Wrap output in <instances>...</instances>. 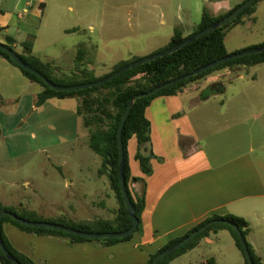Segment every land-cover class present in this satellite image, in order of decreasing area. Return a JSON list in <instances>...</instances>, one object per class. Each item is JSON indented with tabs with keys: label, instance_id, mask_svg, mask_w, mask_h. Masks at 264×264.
Here are the masks:
<instances>
[{
	"label": "crops",
	"instance_id": "0c3cea01",
	"mask_svg": "<svg viewBox=\"0 0 264 264\" xmlns=\"http://www.w3.org/2000/svg\"><path fill=\"white\" fill-rule=\"evenodd\" d=\"M205 1L212 4L211 0ZM242 1L229 2L221 9L215 1L212 9L207 10L218 15ZM46 6V0H0V42L12 45L21 53L20 42L32 39V53L56 67L51 73L53 77L62 79L73 72L79 74L80 70L86 69L80 64L92 60L91 55L97 45L90 40L72 37L79 29L77 26L57 27L53 22H46L41 31L38 18L43 16ZM256 9L255 6L252 14L244 16L241 22L234 25L258 19ZM176 27H172L169 39ZM181 30L183 35L189 34V31ZM58 32L67 34L70 40L68 47L55 55L50 51L42 54L35 50L37 40H54ZM6 36L13 40H7ZM262 42L264 37L243 41L238 45L240 47L234 49H228L226 43L225 46L227 51L236 52ZM81 43H84V48L77 63V49ZM66 50L65 56L63 52ZM65 59L66 67L59 65L58 62ZM249 74L246 65L225 67L188 83L176 94L156 95L147 104L144 113L150 122L154 154L150 174L141 171L135 158V136L127 143L130 174L142 178L130 183L132 195L136 192L143 195L142 232L107 244L100 239L73 240L59 234L37 233L6 220L2 223V231L8 242L34 264H146L149 254L157 251L170 238L185 234L189 228L210 216L234 214L248 221L246 240L264 264V178L257 167V161H261L253 155L255 149L251 132H247L248 140L245 136L241 140L239 137L227 140L219 137L229 129L219 127L222 125L219 117L226 125L244 123L247 117H241L242 113L251 110L250 103L256 94L264 93V87L252 84L257 81V75ZM248 83V87L243 86ZM218 87L222 88L221 91ZM228 87L237 88L236 96L243 91L244 98L229 105L228 101L220 99L219 104H215L212 100L218 98L220 92H227ZM41 89L39 83L27 78L18 67L0 56V157L16 159L44 154L56 158L90 157V152L64 148L79 138L81 118L76 111L78 98L53 97L35 106L36 94ZM204 90L208 92L204 94ZM245 93L250 95L245 96ZM245 142L249 143L248 148L241 146ZM258 147L262 149V143ZM257 156L263 157L264 153L259 151ZM100 164L97 165V175L108 181L106 174L98 173ZM63 179L62 183L59 180L48 182L53 191H44L40 185H34L37 195V190L41 188L37 203L17 201L20 210H32L45 220L114 218L117 200L114 193L103 191L109 204L103 198L88 203L82 201L80 204L84 213H80V208L75 205L69 206L67 212L61 207L58 192L61 187L70 188L73 180L67 176ZM12 183L5 178L0 181L7 187ZM23 184L27 186L29 181L25 180ZM90 190L87 187L78 196L86 199ZM0 203L14 208L15 201L0 193ZM88 205L97 207V210H89ZM244 261L243 253L230 231L218 228L210 230L195 246L176 255L168 264H244Z\"/></svg>",
	"mask_w": 264,
	"mask_h": 264
},
{
	"label": "trees",
	"instance_id": "16d2710c",
	"mask_svg": "<svg viewBox=\"0 0 264 264\" xmlns=\"http://www.w3.org/2000/svg\"><path fill=\"white\" fill-rule=\"evenodd\" d=\"M258 0H254L247 7H245L239 15L233 20L226 22L225 24L216 27L207 33L201 35L200 37L194 39L193 41L183 45L182 47L164 54L162 56L156 57L144 63L138 64L122 74L105 81L104 83L85 87L75 90H55L49 87L41 78L32 72L26 70L19 64H17L10 55L4 50L0 49V56L6 59L8 62L12 63L18 67L21 72L29 79L39 83L42 89L36 94L34 104L35 106H40L47 99L58 97H68L75 96L78 98V104L76 111L81 118L82 123L89 128V146L92 150L98 153L101 157V164L98 168L99 174H106L109 185L114 193V196L118 203V208L116 210V215L112 219H93L90 221H75L67 219L58 220H45L41 218L36 212L28 209H24L21 212L16 211L14 208L3 205L0 203V212L2 210H11L17 213L19 216L26 219L34 221H50L59 224H64L66 226L91 232H108V231H122L128 229L132 224V219L129 216L120 189L119 179H118V145H117V129L121 117L126 109L129 99L138 92L147 91L163 82H166L172 78L190 72L200 66L217 60L231 52L227 51L224 37L226 29L234 24L241 22L244 16L250 15L254 12L255 6ZM241 2L235 4L227 12L213 15L206 8L202 10L200 20L195 28V30L188 35H183L181 29L176 27L170 38L169 43L161 50L162 51L170 46H173L190 35L203 30L204 28L210 26L216 21L224 18L229 13H231ZM7 40H13L12 37L6 36ZM10 47L19 57L25 61L27 64L31 65L44 76H46L50 81L55 84L71 85L79 84L85 82H92L98 80L104 76H107L114 71L121 68L126 63L138 59L133 58L131 60H123L117 63L112 71L103 76H93L87 72L86 69L79 71V74L74 72L69 74L66 79L55 78L51 73L56 69L51 62L43 61L39 57L32 53L33 40L27 39L20 42L23 48V52H17L12 45L6 44ZM264 42L249 46L245 49L255 48L258 46H263ZM84 43L79 44L77 49V63L80 58V52L83 51ZM156 51V52H158ZM155 53V52H154ZM264 62V50L260 52L251 53L248 55L236 57L229 59L218 65L204 70L198 74L192 75L184 80L178 81L176 83L170 84L154 94L143 96L134 100L133 105L125 119L122 127V147H123V158H124V168H123V178L125 182V188L135 208V215L138 218V223L136 228L132 233L123 237H106V238H94V237H84L75 234H70L63 232L61 230L46 228V227H34L21 224L14 220L13 218L4 215L1 218L0 230L2 241L6 249L20 262V264H34V262L24 255L23 253L17 251L11 246L2 231V223L6 220L12 222L16 226L34 231L37 233H53L71 237L73 240H85V239H100L107 244H113L115 242L129 239L134 233L142 232L141 225V211L143 209V195L142 192H136L132 195L130 190V183L140 181L142 178L131 176L129 164H128V153H127V143L128 140L134 135L137 141V148L135 153V158L139 161L141 171L144 174H150L152 172L151 158L154 156L151 148L150 139V122L145 116L144 110L151 99L156 95L163 94H176L181 91L188 83L197 81L204 78L215 70H219L225 67L234 68L236 65H251L256 63ZM1 132V127H0ZM212 218H226L239 227L241 230L245 241L247 243L252 261L254 264H262L260 257L257 256L252 250L250 244L246 240V234L249 231L248 221L234 214H226L224 216L213 215L210 216L195 226L189 228L185 234L170 238L163 246H161L157 251L149 254V258L146 264H150L153 257L165 249L166 247L172 245L173 243L180 240L184 235L192 231L193 229L201 226L204 222ZM218 228H226L230 231L233 236L236 245L242 250L240 241L234 231V229L225 223H214L208 226L205 230L198 233L190 240H188L184 245H182L177 250L167 254L166 256L160 258L156 264H168L169 261L176 255L192 248L195 246L199 239L206 235L210 230H215ZM244 256V253H243ZM244 264H248L244 256ZM0 264H13L9 259H7L2 251L0 250Z\"/></svg>",
	"mask_w": 264,
	"mask_h": 264
},
{
	"label": "rangeland",
	"instance_id": "374dc122",
	"mask_svg": "<svg viewBox=\"0 0 264 264\" xmlns=\"http://www.w3.org/2000/svg\"><path fill=\"white\" fill-rule=\"evenodd\" d=\"M215 1L221 9L223 5L238 0H211L212 4L205 0H46L47 6L43 16L38 20L41 21V31L45 28L46 22H53L58 25L57 27H79V31L77 30L71 36L90 40L97 45L91 55L92 60L83 61L80 65H84L89 74L100 77L112 71L120 61L147 56L163 49L169 43V35L175 25L186 32H193L200 20L202 10L212 9ZM256 8L258 19L231 25L226 29L225 43L228 49L240 47L238 45L243 41H255L264 37V0H258ZM66 36L67 34L58 32L55 33L54 40L39 39L34 44L35 50L42 54L50 51L55 55L61 52L62 48L70 45V40ZM63 53L66 56L67 50ZM58 63L66 67L67 61L65 59ZM246 66L250 74L257 75V81L252 84L264 87V62ZM249 84H243V86L248 87ZM218 89L221 91L222 88L218 87ZM207 92L208 90H204L203 93ZM220 93L218 98L212 100L215 104L217 102V105L220 99L228 101L229 105L244 98L243 91H239L236 96V87H228L227 92ZM246 95L250 94L245 93ZM263 103L264 93L256 94L250 103L251 110L240 114L243 118L247 117L244 123L226 125L222 117L218 120H221L222 125L219 127L222 130L224 127L229 128L219 135L221 139L239 137L241 140L245 136L248 140L247 132H251L250 138L255 149L253 155L261 161V163L257 161V167L264 178V156H257L259 151L264 153V107H261ZM230 113L231 110L228 111L229 116ZM261 143L262 149L258 147ZM241 146L248 148L249 143H242ZM64 148L87 151L92 155L85 159L47 157L44 153V155L16 159L0 157V181L4 178L13 181L8 187L6 184H0V193L15 201L13 207L16 211H21L17 201L37 203L41 188L37 190L39 191L37 195L34 185L36 187L40 185L44 191H53L48 187V182L59 180L62 183L63 177L66 176L73 180L72 186L66 189L61 187L58 198L61 207L63 206L67 212H69V206L75 205L80 208V213H84L82 210L84 208L80 204L82 201L88 203L90 200L97 201L103 198L105 203L109 204V200L104 198L101 191L113 192L107 179L97 175L96 169L101 157L90 148L89 128L82 121L79 126V138ZM78 164L80 168L76 169ZM58 166L61 168L59 169ZM25 180L29 181L27 186L23 184ZM87 187L91 190L86 199L78 196ZM99 192L100 196H98ZM88 209L93 211L97 210V207L88 205Z\"/></svg>",
	"mask_w": 264,
	"mask_h": 264
},
{
	"label": "water",
	"instance_id": "95a60500",
	"mask_svg": "<svg viewBox=\"0 0 264 264\" xmlns=\"http://www.w3.org/2000/svg\"><path fill=\"white\" fill-rule=\"evenodd\" d=\"M254 0H243L236 8L235 10H233L231 13H229L227 16H225L224 18L216 21L215 23L211 24L210 26L204 28L203 30H200L192 35H190L189 37L185 38L184 40H182L181 42L170 46L169 48H166L162 51H158L152 54H149L147 56H143L140 57L138 59L132 60L128 63H126L125 65H123L121 68H119L118 70L114 71L113 73L104 76L98 80L92 81V82H85V83H79V84H71V85H62V84H55L52 81H50L46 76H44L41 72H39L37 69H35L34 67H32L31 65L27 64L25 61H23L19 55L17 53H15L10 47H8L7 45H5L4 43L0 42V49L4 50L5 52H7L10 57L20 66H22L23 68H25L26 70L32 72L33 74L37 75L39 78H41L49 87L55 89V90H75V89H81V88H85V87H91V86H97L100 85L102 83H104L105 81H108L120 74H122L123 72H125L126 70L144 63L146 61H149L151 59H154L156 57L162 56L164 54L170 53L180 47H182L183 45L193 41L194 39L200 37L201 35L207 33L208 31L219 27L223 24H225L226 22H229L231 20H233L234 18H236L237 15H239V13L245 8L247 7L250 3H252ZM264 50V45L263 46H258L255 48H250V49H243L240 51H236V52H231L217 60H214L210 63H207L203 66H200L190 72H187L185 74H182L180 76H177L175 78H172L166 82H163L147 91H142V92H138L135 93L130 99L129 102L126 106V109L121 117V120L118 124V129H117V145H118V179H119V185H120V189H121V193H122V197H123V201L126 207V210L129 214V216L132 219V224L131 226L126 229V230H122V231H108V232H91V231H84V230H79V229H75L69 226H66L64 224H59V223H55V222H50V221H34V220H30V219H26L24 217L19 216L17 213L11 211V210H2L0 212V223H1V218L4 215H7L11 218H13L14 220H16L17 222L27 225V226H34V227H46V228H53V229H57V230H61L63 232H67L70 234H75V235H79V236H84V237H94V238H106V237H123L126 235H129L130 233H132L134 231V229L137 226L138 223V218L135 215V208L132 204V202L129 199V196L127 194L126 188H125V182H124V178H123V168H124V158H123V147H122V141H121V135H122V127L123 124L125 122V119L133 105V102L135 99L143 97V96H148L151 94L156 93L157 91H159L160 89L176 83L178 81L184 80L192 75L198 74L204 70H207L211 67H214L216 65H218L219 63H222L224 61H227L229 59H233L236 57H240V56H244V55H248L251 53H255V52H260ZM214 223H225L230 225L239 241L240 244L242 246V250L244 253V256L246 258V261L248 262V264H254L247 246V243L245 241V238L241 232V230L239 229V227L236 225V223H234L233 221L226 219V218H212L207 220L206 222H204L201 226L193 229L192 231H190L189 233H187L186 235H184L180 240H178L177 242L173 243L172 245L166 247L165 249L161 250L160 252H158L153 259L151 260L150 264H156V262L166 256L167 254L177 250L178 248H180L182 245H184L188 240H190L192 237H194L195 235H197L198 233L202 232L203 230H205L208 226L214 224ZM0 250L2 251V253L4 254V256L9 259L13 264H20V262L6 249L3 241H2V237H1V230H0Z\"/></svg>",
	"mask_w": 264,
	"mask_h": 264
}]
</instances>
